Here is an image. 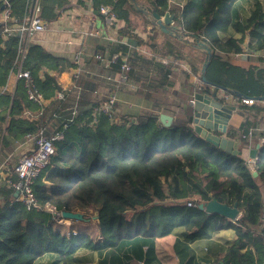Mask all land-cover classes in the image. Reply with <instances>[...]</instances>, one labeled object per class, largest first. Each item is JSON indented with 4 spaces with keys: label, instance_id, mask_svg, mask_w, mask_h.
<instances>
[{
    "label": "trees",
    "instance_id": "16d2710c",
    "mask_svg": "<svg viewBox=\"0 0 264 264\" xmlns=\"http://www.w3.org/2000/svg\"><path fill=\"white\" fill-rule=\"evenodd\" d=\"M40 1L41 16L47 21L55 17L53 10L70 3L69 0ZM91 1L95 8L111 6L116 15L114 25L122 24L124 35L128 32L123 29L139 20L129 19V2L141 18L138 22L143 25L155 21L153 14L161 17L172 13L174 17L168 33L178 40L193 37V45L205 57L202 73L205 82L220 86L238 99L237 108L244 118L238 128L230 126L226 135L241 143L245 141L251 123L249 117L264 111L261 106L264 98L254 100L251 105L241 100L264 97V93L250 95L226 83L227 74L247 73L248 70L222 59L223 54L241 53L242 38L222 41L219 35L229 27L240 33L248 30L256 39V48L262 49L264 24L258 3L241 25L232 21V0H186L182 7L170 5L168 0H134L147 14L136 10L133 0ZM11 2L14 13L20 15L24 0ZM131 35L129 31V37L136 36ZM17 44L18 40L12 38L4 50H0V86L5 83L16 57ZM123 46L126 50V45ZM207 51L211 53L209 59ZM176 53L160 54L172 58L169 65H163L165 68L172 66L174 59H181ZM192 57L196 58V54L187 56L190 60ZM27 58L28 70L33 75L43 64L56 73L70 66L67 55L54 57L39 47L32 48ZM188 70L195 72V67L190 64ZM253 74L256 78H264L261 71L253 70ZM37 85L44 97L58 88L50 77ZM25 98V88L20 85L13 105L20 99L34 111L36 107ZM70 106L68 101L60 106L64 120L72 116ZM184 109L178 120L167 127L161 126L153 113L137 121L126 116L113 121L100 114L96 123L90 125L89 108L80 110L63 130L62 141L54 142L55 153L47 171L33 185L41 209L26 211L19 204L10 205L11 190L0 191L4 200L0 204V264H34L46 253L56 255L55 264H77L76 255L80 250L102 253L121 248L132 251L135 258H142L139 264H158L147 249L143 251L140 241L178 231L183 241L193 242L221 230L234 232L233 243L219 257L222 264H264V150L258 153L252 169L240 154L222 151L196 134L191 126L192 111ZM61 121L57 120L58 127ZM50 131L52 133L47 132V136L53 135V129ZM213 198L230 206L237 203L240 215L230 221L199 209L201 202ZM45 205L59 212L81 209L82 219L84 213L94 212V235L88 232L72 234L71 230L63 229L65 226L56 224L52 214L44 210Z\"/></svg>",
    "mask_w": 264,
    "mask_h": 264
},
{
    "label": "crops",
    "instance_id": "0c3cea01",
    "mask_svg": "<svg viewBox=\"0 0 264 264\" xmlns=\"http://www.w3.org/2000/svg\"><path fill=\"white\" fill-rule=\"evenodd\" d=\"M185 1L168 0V4L180 7L183 6L182 4ZM26 2L24 0L20 15L14 13L15 10L11 2L10 7L14 17H22ZM232 2L231 15L234 23L238 22L244 25L255 4L258 3L263 14L262 23L264 24V0H232ZM58 10L61 11L57 13ZM53 11L55 17L51 21L45 20L46 28L33 35L28 51L39 47L54 57L67 55L70 59V66L60 73H56L43 64L34 75L31 73L40 92L41 90L37 84H42L49 77L54 80L55 86L58 87L54 88L49 97L45 96L43 115L34 120V117L38 115L39 107L28 101L27 97L25 100L36 107L34 111L20 99L17 105L15 103L13 105V101L18 99V95L14 99L16 90L20 85L23 89L24 83L11 76L10 69L5 83L0 86L1 88L7 84L9 87L4 93H0V152L4 155L14 153L13 161L16 160L18 155L25 153L26 150L32 147V141H26V135L33 136L40 128H44L46 133H52L50 130L57 125V120H64L62 109L52 100L57 90L72 83L70 74L76 70H78L79 75L76 88H80L82 96L77 99V89L73 90L75 93H71L64 102L71 103L69 110L76 109L78 113L80 110H87L88 108L90 110L89 105L93 99L92 92L105 91L116 94L118 97L117 111H119L120 118L126 116L133 121H137L143 119L145 114L153 113V117H157L158 123L164 127L166 126L159 120L160 114L171 117L170 124L174 123L178 120L177 117L184 113V108H189L192 111L193 107L191 106L197 93L211 94L216 89L217 85L212 82L206 83L202 78L205 57L193 45V37L185 36L182 40H178L169 33L164 32L155 21L144 25L140 23L131 24L130 28L125 27L123 29L128 32L124 35L120 27L122 24L120 26L118 24L109 25L107 20L100 14L87 13L82 3L74 4L70 2ZM163 17L161 16V18ZM129 31L137 37H129ZM258 31L262 33V29ZM219 36L222 41H227L228 38L236 40L242 38L241 53L223 54L222 59L224 62L241 69H248L251 66V68L264 74V47L262 49L256 48V39L248 30L240 33L229 27L225 33H220ZM182 44H184L183 47H180ZM123 45H126V50ZM178 46L179 52L176 53L175 49ZM118 51L128 55L132 64L131 78L133 83L139 84V88L130 89L122 86L116 88L106 81V75H117L119 63L117 59L115 62L112 61V58ZM167 51L180 55L182 60L174 59L172 66L165 68L161 60H168L169 63L172 58L170 55L161 57L160 54ZM194 53L196 58L192 57L191 60L187 58L189 54L193 56ZM76 56L78 57V63L75 64L74 58ZM27 60L28 58L23 67L29 69L26 64ZM190 64L195 67V72L188 70ZM217 90V96L228 104L223 96L227 93L220 89ZM261 106L264 108V101L261 102ZM240 111L239 108H236L232 113L226 126V132L230 126L238 128L237 123L240 124L243 121ZM249 120L251 123L248 131L253 129L252 134L247 138L245 137L246 133L244 136L245 141L242 143L235 140L239 146L240 156L248 166L254 169V164L250 160L260 152L256 143L257 139L264 134V111L252 114ZM191 126L193 128V124ZM217 134L228 138L226 133L218 132ZM251 149H256L253 156L250 155ZM242 153H245V157L242 156ZM1 190L7 189L0 188ZM3 201L2 194H0V204ZM228 231H217L207 238L196 239L193 242L183 241L178 231L164 237H158V239L142 240L140 242H143V251L145 252L147 249V252L158 264H167L168 259L172 257L170 253L177 259V264H222L219 257L234 240V232L230 230L232 233L230 231L228 233ZM164 238L172 241L168 252H165L160 244L164 241ZM164 242L167 244L166 241ZM56 259V255L46 253L33 263L55 264ZM96 259V264H102L103 261L106 262L105 264H139L140 261L142 262L140 260L142 258H135L132 251L127 252L123 248L108 249L102 251V253L94 252V260ZM87 264L94 263L87 261Z\"/></svg>",
    "mask_w": 264,
    "mask_h": 264
},
{
    "label": "built area",
    "instance_id": "2783aa9c",
    "mask_svg": "<svg viewBox=\"0 0 264 264\" xmlns=\"http://www.w3.org/2000/svg\"><path fill=\"white\" fill-rule=\"evenodd\" d=\"M25 11L20 18H16L12 14L10 7V0H0V6L4 5L3 10H0V50H4L6 43L15 38L18 40L17 53L15 59L11 62L10 73L11 76L24 83L25 95L27 100L39 107L38 115L34 117L36 120L43 115V104L46 101L44 95L37 89L35 80L31 72L24 68L23 65L28 55L29 45L34 34L41 32L46 28V21L41 17V1L40 0H26ZM71 3H82L84 9L89 14L99 13L105 18L109 25H114L116 15L109 5H100L98 8L94 7L91 0H69ZM186 2V1H185ZM185 2L182 4L184 5ZM61 10H58L59 13ZM97 34V32H96ZM100 58V56H98ZM118 60L119 69L117 75L109 74L105 76L106 81L113 84L114 87L122 86L130 89L139 88L138 83H133L130 72L132 66L128 60V55L122 51L114 54L112 61ZM162 64H168V60H161ZM74 63H78V57L74 58ZM72 76V83L69 86H62L54 94L53 102L58 107L64 103L71 95L74 89L76 90L77 99L82 94L80 88H76L78 79V70L70 74ZM9 87L7 84L0 88V93H4ZM92 100L90 102V112L92 120L90 125L95 124L100 114H103L108 119L113 121L120 120L119 111H117V103L119 102L116 94L107 93L105 91L92 92ZM224 98L228 104L234 105L237 108L239 101L236 97L230 94H224ZM253 99H243L242 103L246 105L253 104ZM77 110H71V117L68 120H63L59 127H53V135L47 136L44 128L38 129L37 133L33 136L26 135V141H32V147L21 153L13 161L14 153H6L4 155L0 152V188L11 190V196L8 203L19 204L27 210H40L39 202L35 193L33 185L35 181L42 176L50 164L51 156L55 153L54 142L62 141L64 137L63 130L68 127V123L73 117L77 115ZM63 117V115H62ZM253 132L250 129L245 137H249ZM259 151L264 150V134L257 139ZM257 156H254L250 162L254 163ZM188 205H191L188 203ZM44 210L52 214V218L56 224L64 225L69 224L72 220L63 218L62 212L56 210L55 207L45 205ZM76 234V231H71Z\"/></svg>",
    "mask_w": 264,
    "mask_h": 264
},
{
    "label": "water",
    "instance_id": "95a60500",
    "mask_svg": "<svg viewBox=\"0 0 264 264\" xmlns=\"http://www.w3.org/2000/svg\"><path fill=\"white\" fill-rule=\"evenodd\" d=\"M135 8L147 14L143 9L137 6L136 2L132 1ZM4 5L0 6V10H3ZM164 17L161 18L157 14H153L155 17V22L162 28L164 32H169L172 22L173 14L165 13ZM207 59L210 58L211 53L207 51ZM206 62L203 64L205 66ZM205 80L204 76H202ZM217 89L222 91L223 88L216 86L215 91L211 94H199L195 95L192 108V124L194 131L202 139L208 142L211 145L217 146L220 150L225 151L229 154L237 155L240 153L239 146L237 141L233 139H228L222 135H218V132L222 134L226 133L227 124L231 118L232 113L235 111V107L232 104L224 103V100L217 96ZM235 93V92H234ZM238 96L239 93L236 92ZM264 97H251L250 99L261 100ZM159 120L166 127L170 125L171 117L166 114H160ZM256 149L250 150V155L253 156ZM253 175H256V172H253ZM199 209L206 211L211 214H219L220 216L233 221L239 215V210L237 203H234L232 206L227 203H221L216 201L214 198L210 199L207 202H201L198 205ZM63 218L70 220L80 221L82 220V215L77 212L66 211L62 212Z\"/></svg>",
    "mask_w": 264,
    "mask_h": 264
},
{
    "label": "rangeland",
    "instance_id": "374dc122",
    "mask_svg": "<svg viewBox=\"0 0 264 264\" xmlns=\"http://www.w3.org/2000/svg\"><path fill=\"white\" fill-rule=\"evenodd\" d=\"M129 7H130V9H129L130 13H129V16H128L129 19L131 21H134V18L135 19L138 18L139 20H141V18L138 17L139 15L137 14V11L135 12V11H133L131 9L132 5H131L130 2H129ZM180 7H182V6H180ZM136 10H138V9L136 8ZM138 11H140V10H138ZM139 20H137V23L142 24L141 22H138ZM190 41H191V39H190ZM183 45L184 44H182L180 47H183ZM178 49H179V46L175 49V52H179ZM248 68L249 69H245V70H248L247 73L236 74V73L232 72V73L227 74L226 75V78H227L226 83L228 85L229 84L230 85L231 84L235 85L236 88H239V89L243 90L245 93H249L250 95L252 93L254 96H259L260 94L264 93V78H256L254 76V74H253V70H255V69L251 68V66L248 67ZM251 69H253V70H251ZM215 75H217V74H215ZM207 76L210 77V74L207 75ZM221 82H223V80ZM240 115H241V118L243 119L244 118L243 113L240 114ZM240 124L238 122L237 126L240 125ZM242 156L245 157V153H242ZM75 212L82 214V210L81 209H77V211H75ZM84 214H85L84 215V219H82L80 221H75L74 220V221H71L69 224H64L63 226H65V227L63 229L71 230V231L74 230V231H76V233L77 232H80V233L88 232L91 235H94L95 230H96V227H95L96 226V223H95L96 220L93 217L94 216V212L89 211L88 213H84ZM53 225L58 227V225H56L55 223H53ZM177 229H180V228H177ZM229 231H228V233H229ZM230 233H232V232L230 231ZM164 241H166L167 244ZM164 241L162 243H160V244H161L163 250H165V252H168L170 250L172 241H169L168 238H164ZM170 255L172 257L168 259V262L166 261L167 264H177V259H175V257L173 256L172 253H170ZM76 259L78 261L77 264H81V263L84 264L85 261H88V262H91V263H94V264L97 263V259L94 260V252L86 250V249L80 250L77 253V255H76ZM45 263H46V261H45Z\"/></svg>",
    "mask_w": 264,
    "mask_h": 264
}]
</instances>
